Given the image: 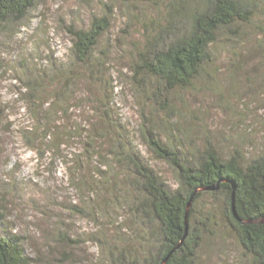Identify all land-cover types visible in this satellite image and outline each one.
Masks as SVG:
<instances>
[{"label":"rangeland","instance_id":"rangeland-1","mask_svg":"<svg viewBox=\"0 0 264 264\" xmlns=\"http://www.w3.org/2000/svg\"><path fill=\"white\" fill-rule=\"evenodd\" d=\"M170 2L36 0L25 17L1 31L2 228L21 236L29 264H111L110 245L145 246L131 211L119 202L112 205L120 191L133 197L125 165L119 168L113 161L110 187L102 186L110 175L97 172L107 171L103 163L112 159L106 154L120 132L173 189L178 186L175 171L149 148L144 125L184 153L211 142L224 157L236 150L249 159L264 154V34L258 28L264 26L263 16L254 21L258 27L247 25L233 42L222 37L214 45V61L193 84L167 94L172 110L154 105L148 96L151 85L146 94L133 84L134 62L166 24ZM95 17H107L111 24L95 53L105 65L95 66L92 75L76 64L70 74L65 70L73 67L71 31L88 29ZM106 110L117 122L107 118ZM118 121L123 129L115 126ZM74 127L82 135L61 140L56 148L57 129ZM89 129L108 135L98 139L101 154L94 158L86 151L93 150ZM80 182L85 185L81 191ZM89 194L92 200L82 198ZM203 202L218 212L214 228L219 233L204 237L200 264H249L250 255L223 227L220 203L211 195ZM75 206L88 214L94 206L101 213L94 220ZM118 232L123 243H116Z\"/></svg>","mask_w":264,"mask_h":264},{"label":"trees","instance_id":"trees-1","mask_svg":"<svg viewBox=\"0 0 264 264\" xmlns=\"http://www.w3.org/2000/svg\"><path fill=\"white\" fill-rule=\"evenodd\" d=\"M121 1L128 3L155 0ZM35 2L36 0H0V33L15 19L25 17ZM167 8L169 17L166 24L161 26L155 39L149 42L147 50L140 52L139 58L134 62L132 80L135 87L146 94L149 92L147 87L151 85V95L148 96L154 101V105L172 110L167 94L193 84L205 70V66L214 61L213 47L222 37L233 42L243 34L242 30L247 25L258 27L254 21L260 15L263 16L261 23L264 24V0H171ZM110 26L109 18L95 17L88 29L73 28V67L70 71L69 68L65 71L72 74L75 71L74 65L80 64L85 72L94 75L95 66H104L103 59L96 58L95 53L101 36ZM258 28L264 34V26ZM262 38L263 43L264 35ZM1 68L0 61V70ZM80 75L83 76V72ZM105 106L110 108L108 103ZM106 111L107 118L117 122ZM115 126L123 129L119 121ZM77 128L64 131L57 129L55 144H58L54 146H61V140L68 143L73 137L82 135V132L76 133ZM79 129L81 130L80 125ZM143 129L144 138L152 152L173 167L178 186L171 188L136 146L120 132L119 140L111 145L106 154L112 158L103 163L108 168L107 171L97 168V172L108 177L116 169V164H119V168L125 165L133 197L129 198L120 191L114 199L117 201L113 200L112 205H118L119 202L120 206L131 211L137 220L134 224L142 233L145 246L142 248L144 251H141L138 247L110 245L111 264H162L168 256L164 264H200L198 250L204 237L219 233L214 228L219 225L218 212L203 202L206 195H211L220 203L223 227L238 238L250 255L249 264H264V154L249 159L240 150H236L229 157H224L211 142L203 149L197 148L196 151L184 153L165 143L153 131V127L144 125ZM88 131L93 153L90 149L86 151L91 153L89 158L98 157L101 147L97 146V141L108 135L90 129ZM111 180L110 175L105 180L106 184L103 182L102 185V181L98 180L97 185L110 187L113 185ZM219 181V189H207ZM71 183H74V179ZM79 184L80 186L76 183L81 191L85 185L81 182ZM233 184L236 185V213L233 208ZM194 193L187 214L188 204ZM82 198L92 200L91 194L83 195ZM75 210L94 220L101 213L94 206L89 214L76 206ZM106 215L111 217L113 213H105ZM186 221L188 234L185 237ZM3 223L4 216L0 207V264H29L30 259L24 252L21 236L4 233ZM118 235L116 243H123L121 233L118 232ZM136 238L141 239V236L136 234Z\"/></svg>","mask_w":264,"mask_h":264},{"label":"water","instance_id":"water-1","mask_svg":"<svg viewBox=\"0 0 264 264\" xmlns=\"http://www.w3.org/2000/svg\"><path fill=\"white\" fill-rule=\"evenodd\" d=\"M220 182H221V181H219L215 186L208 187L207 189H209V190H217V189H219V187H220ZM233 185H234V188H235V189H234V192H233V208H234V212L236 213V207H235V192H236V185H235V184H233ZM194 195H195V193L192 195V197H191V199H190V201H189L187 214H188L189 208H190L191 205H192ZM187 218H188V217H187ZM187 220H188V219H187ZM243 222L245 223L246 221H243ZM186 224H187V230H186L185 237H186L187 234H188V221H186ZM168 258H169V256L166 257V259L164 260V262H163L162 264H164L165 262H167Z\"/></svg>","mask_w":264,"mask_h":264}]
</instances>
